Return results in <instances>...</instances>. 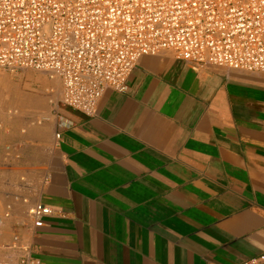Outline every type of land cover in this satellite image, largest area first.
<instances>
[{"label":"crops","instance_id":"obj_1","mask_svg":"<svg viewBox=\"0 0 264 264\" xmlns=\"http://www.w3.org/2000/svg\"><path fill=\"white\" fill-rule=\"evenodd\" d=\"M18 243L36 264H240L264 252V72L141 57L93 115L62 105ZM56 133L59 136H56ZM12 190H15L14 188Z\"/></svg>","mask_w":264,"mask_h":264},{"label":"built area","instance_id":"obj_2","mask_svg":"<svg viewBox=\"0 0 264 264\" xmlns=\"http://www.w3.org/2000/svg\"><path fill=\"white\" fill-rule=\"evenodd\" d=\"M166 51L194 67L264 72V0H0V68L58 80L62 105L86 115L104 90L127 89L141 57ZM27 213L38 227L51 208ZM0 264L36 263L23 249ZM240 264H264V252Z\"/></svg>","mask_w":264,"mask_h":264},{"label":"rangeland","instance_id":"obj_3","mask_svg":"<svg viewBox=\"0 0 264 264\" xmlns=\"http://www.w3.org/2000/svg\"><path fill=\"white\" fill-rule=\"evenodd\" d=\"M60 92V82L40 72L0 68V258L22 254L12 238L29 218V200L19 189L35 190L45 175Z\"/></svg>","mask_w":264,"mask_h":264}]
</instances>
